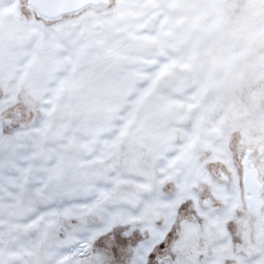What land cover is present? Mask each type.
<instances>
[{"label":"snow or ice","instance_id":"1","mask_svg":"<svg viewBox=\"0 0 264 264\" xmlns=\"http://www.w3.org/2000/svg\"><path fill=\"white\" fill-rule=\"evenodd\" d=\"M0 264H264V0H0Z\"/></svg>","mask_w":264,"mask_h":264}]
</instances>
